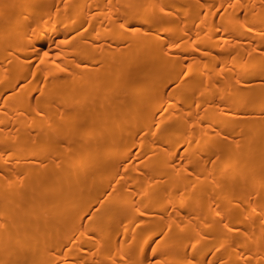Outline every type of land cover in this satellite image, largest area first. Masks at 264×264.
<instances>
[{
  "label": "bare ground",
  "instance_id": "6f19581e",
  "mask_svg": "<svg viewBox=\"0 0 264 264\" xmlns=\"http://www.w3.org/2000/svg\"><path fill=\"white\" fill-rule=\"evenodd\" d=\"M0 264H264V0H0Z\"/></svg>",
  "mask_w": 264,
  "mask_h": 264
}]
</instances>
